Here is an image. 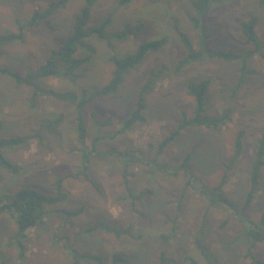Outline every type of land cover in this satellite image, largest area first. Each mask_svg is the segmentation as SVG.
Here are the masks:
<instances>
[{
  "label": "rangeland",
  "instance_id": "rangeland-1",
  "mask_svg": "<svg viewBox=\"0 0 264 264\" xmlns=\"http://www.w3.org/2000/svg\"><path fill=\"white\" fill-rule=\"evenodd\" d=\"M52 2L57 7L50 12ZM259 2L209 0L199 29L188 20V13L199 19L190 0H132L124 6L117 0H96L87 28H102L103 37L93 33L81 41L83 48L73 57L87 61L72 83L58 75L37 80L36 95L33 84L18 83L9 73L21 78L37 73L71 34L86 0H0V37L18 34L19 26L36 13L44 16L25 27L20 40L0 45V69L8 74L0 73V141L24 139L1 147L15 171L0 166V197L22 190L65 196L45 205L52 214L27 232L22 248L10 240L14 220L0 214V264H71L75 253L98 256L99 264H113L114 254L125 260L116 264H162L161 256L165 264L249 263L244 227L256 230L264 211V165L253 188L251 179L264 133V47H255L264 42V7ZM251 19L256 21V44H245L240 24ZM199 34L205 38L202 44ZM181 35L200 56H189ZM155 41L161 42L159 48L123 76L115 93L96 96L78 111L72 100L109 82L112 57L132 55L140 45ZM251 50L255 53L244 59L208 58L210 52L245 56ZM206 80L204 116L223 121L211 127L184 126L195 117L189 89ZM139 98L145 120L124 128ZM79 115L86 128L84 143L77 138ZM176 131L160 151L161 142ZM85 152L89 164L87 175H81ZM125 177L135 199L125 193ZM251 189L252 201L243 210ZM209 198L220 203L210 206ZM97 223L121 233L101 228L84 233ZM170 233L169 241L159 239ZM253 254L264 260V240ZM78 264L98 263L80 258Z\"/></svg>",
  "mask_w": 264,
  "mask_h": 264
},
{
  "label": "trees",
  "instance_id": "trees-1",
  "mask_svg": "<svg viewBox=\"0 0 264 264\" xmlns=\"http://www.w3.org/2000/svg\"><path fill=\"white\" fill-rule=\"evenodd\" d=\"M132 0H117V4L119 6H124L127 5L131 2ZM220 2L221 0H215ZM96 0H86L87 5L82 9L79 15H77L74 19V24H73V30L71 34L67 37V39L64 41L63 45L56 51H53L51 56L46 60V62L39 67L37 73H33L32 75H28L26 77L21 78L18 74H10L11 77H14L18 83L24 84V83H31L33 84V87H35V93L36 95L39 94L38 86L34 83L37 80L40 79H45V78H50L53 76H63L65 78H69L70 82L72 83L76 77V71L78 68H80L81 65H83L87 60L86 59H77L74 58L73 55L81 48H83L81 41L87 38L90 34H97L98 37H103V30L102 28H97L93 30H89L87 28V23L88 19L90 16V8L94 5ZM208 3L209 0H190V4L192 9L194 10L195 14L199 15V19L195 18L193 14L188 13V20L193 24L194 28H199L200 29V23L201 18H203V15L207 13L208 10ZM260 7H264V0H260L259 2ZM57 4L52 2L49 4V9L48 11L52 12L56 9ZM42 14H34L26 24H21L19 26V33L18 34H8L5 37L1 36L0 37V45H3V43L7 42H13L16 40H20L23 36V32L25 27L28 26H34L38 24V20L42 19L44 16H41ZM197 15V16H198ZM256 21L255 19H251L247 22H242L240 27L242 28V34L245 37V44H251L254 43L256 44V39L253 34V27L255 25ZM127 33H123L122 35H126ZM205 35V33H204ZM182 38H184V35H181ZM185 39V38H184ZM204 36L199 34V41L198 44H202L204 42ZM186 41L187 47H188V52L189 56L192 57L193 54H199L198 52H195L192 50V45L189 42V40ZM161 42L160 41H155V42H148L145 44H142L139 46L138 50L132 54V55H127L123 56L120 58H115L112 57L110 59L111 63L114 66V70L112 72V76L109 80V82L100 90H98L95 93H92L90 95H87L85 91L80 92L81 96L80 97H74V100H72L73 105L77 106L78 111H81L87 105L89 102L95 98L96 96H102V95H108L115 93L120 86V84L123 81V76L131 69H134L137 67L143 60L144 57L148 52L154 51L159 48ZM256 49L258 50L259 48L264 47V42L261 44V47L255 46ZM209 51H206L208 53ZM255 53L254 50H251L247 52L245 56L242 55H234L231 52L229 53H224L222 51L219 52H210L209 54V59L212 58V56H215L217 58H220L222 60H228V61H233V60H238L241 58L245 57H250ZM206 54V56H208ZM200 56V55H198ZM0 73L2 74H7L5 70L0 69ZM8 75V74H7ZM209 80H206L204 82H201L198 85H192L189 89L190 94L194 97L196 107H195V117L194 119L190 121H186L184 123L185 125H195V126H205V127H211L212 125L217 126L218 122H222V118L217 119L215 122L212 119H208L207 117L204 116L205 113V104H204V97L209 90ZM73 92H67V95L73 96ZM144 109L143 105V100L139 98L137 104H136V109L132 113L131 117L126 121L124 128H129L131 125L136 123L137 121L143 122L145 119L141 115L142 110ZM97 121H95L96 123ZM76 128H77V138L78 141L84 143L86 139V128L82 120V116H78L76 120ZM184 127L181 126L180 130L183 129ZM179 132H174L170 136L166 137L160 144V151L169 143L171 142L175 136H177ZM244 136V133L241 131L237 134V141H236V153L239 155L242 151V145L241 141ZM97 140V139H96ZM95 140V141H96ZM24 139H10L7 141H0V166L5 169L6 171L14 172L15 171V166L5 160L3 156L1 155V147L2 146H11L15 145L18 143L23 142ZM95 141L92 143V145H95ZM161 153V152H159ZM91 155V154H90ZM90 157V156H89ZM263 157H264V133L262 134L261 139L259 140V144L257 147V150L254 153V163L252 164V188L255 185H258V179L260 178V170L263 167ZM187 160V159H186ZM185 162V161H184ZM186 163V162H185ZM81 164H82V170L78 173L83 175H87V165L89 164L88 160V153L81 154ZM125 167V176H129V173L127 172ZM82 175V174H81ZM188 177V176H187ZM126 178V177H125ZM125 186L126 187V195L130 198H134L133 196V190L130 188V182L126 178L125 180ZM191 181L188 179L187 185L190 184ZM60 183H58V186ZM217 189H214L216 191ZM59 191V190H58ZM135 193V192H134ZM252 196H253V191L248 193L246 200L244 201L243 204V210H246L250 206V202L252 201ZM139 197V196H137ZM65 196L63 194L57 193V195L54 196H44L42 194H38L34 191H29V190H22V191H17L11 196H1L0 197V214H7L9 215L15 222L16 224V231L13 233L11 237V242L13 244L18 245L19 248H22V240L27 236V232L32 229L39 227L43 224L45 217L48 214H52L51 212L47 211L45 209V205L52 206L54 204H57L58 202H61ZM207 198V197H206ZM208 199V198H207ZM210 201L209 205L213 206L215 203H220L219 201L215 200L214 198H209ZM222 202V201H221ZM62 213V212H61ZM65 215L70 216L74 215L71 213L64 212ZM256 230L251 229V227H244V232H243V237L249 239L250 245L248 249L246 250L245 253V258L249 259L248 264H264V260L258 259L255 257L253 254V249L257 246V244L261 243L264 240V211L260 215L259 221L256 223ZM97 228H101L105 230L106 232L109 233H116L115 235L118 236L119 233H121V230L111 228L109 225H102L100 223L95 224L94 226L87 228L84 230V233H90L94 231ZM114 231V232H113ZM125 232V230L123 231ZM57 235L60 236L59 233ZM173 238L170 235L168 236H160V240H168ZM62 239V238H60ZM59 239V240H60ZM22 244V245H21ZM195 245L198 248H202V245L199 244L198 242H195ZM75 253L74 255V262L71 264H78L79 259L82 258H89L91 260H95L96 263L99 264L100 258L98 256L84 253L79 255ZM160 260L162 264H165V258L164 256L160 257ZM124 258H122L119 254H114L112 258V263L116 264L117 262H124Z\"/></svg>",
  "mask_w": 264,
  "mask_h": 264
}]
</instances>
